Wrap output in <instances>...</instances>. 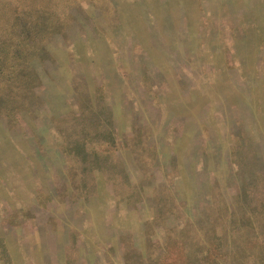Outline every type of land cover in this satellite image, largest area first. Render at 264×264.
<instances>
[{
  "label": "rangeland",
  "instance_id": "obj_1",
  "mask_svg": "<svg viewBox=\"0 0 264 264\" xmlns=\"http://www.w3.org/2000/svg\"><path fill=\"white\" fill-rule=\"evenodd\" d=\"M70 12L33 63L32 103L15 127L0 118V264H124L125 243L145 255L160 189L177 227L207 222L212 191L230 210L264 193V0Z\"/></svg>",
  "mask_w": 264,
  "mask_h": 264
},
{
  "label": "trees",
  "instance_id": "obj_2",
  "mask_svg": "<svg viewBox=\"0 0 264 264\" xmlns=\"http://www.w3.org/2000/svg\"><path fill=\"white\" fill-rule=\"evenodd\" d=\"M85 1L92 0H0V118L6 125L15 127L17 115L32 103L33 63L43 62L46 43L65 35L73 20L70 9ZM160 191L153 217L145 223V255L131 241L125 243L124 264H244L251 255L256 264H264L263 192L244 190L230 210L221 193L212 191L207 222L187 220L177 227L165 223L178 212L173 196L166 187ZM155 226L164 230L161 243L150 239Z\"/></svg>",
  "mask_w": 264,
  "mask_h": 264
}]
</instances>
